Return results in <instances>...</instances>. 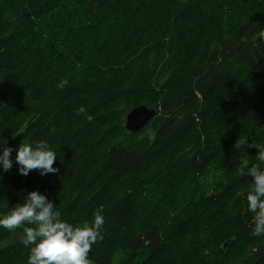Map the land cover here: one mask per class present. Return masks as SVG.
Here are the masks:
<instances>
[{
	"label": "trees",
	"instance_id": "1",
	"mask_svg": "<svg viewBox=\"0 0 264 264\" xmlns=\"http://www.w3.org/2000/svg\"><path fill=\"white\" fill-rule=\"evenodd\" d=\"M0 136L59 169L0 172V215L32 190L74 225L103 214L90 264H264L240 174L264 168V0H0ZM21 232L0 229V264H27Z\"/></svg>",
	"mask_w": 264,
	"mask_h": 264
},
{
	"label": "clouds",
	"instance_id": "2",
	"mask_svg": "<svg viewBox=\"0 0 264 264\" xmlns=\"http://www.w3.org/2000/svg\"><path fill=\"white\" fill-rule=\"evenodd\" d=\"M62 81L58 87L66 84ZM80 112H85L81 107ZM89 122L91 115L87 116ZM17 132L13 135H18ZM13 151L15 158L13 160ZM57 153L46 140L33 142L23 139L15 149L0 136V172H8L15 163L20 175L27 177L33 170L41 176L58 173ZM264 163V152L258 151ZM246 169V171H245ZM240 174L251 177L246 193L247 211L254 214L252 236H264V168L249 166L245 161ZM237 195H241L237 193ZM105 216L97 212L91 223L74 225L61 218V212L47 195L38 190L28 192L23 203L0 215V229L14 232L23 229L22 243L30 247L27 264H90L92 246L103 238Z\"/></svg>",
	"mask_w": 264,
	"mask_h": 264
},
{
	"label": "water",
	"instance_id": "3",
	"mask_svg": "<svg viewBox=\"0 0 264 264\" xmlns=\"http://www.w3.org/2000/svg\"><path fill=\"white\" fill-rule=\"evenodd\" d=\"M156 116V110L149 108L146 104L134 107L126 116L125 127L132 133H137L147 126Z\"/></svg>",
	"mask_w": 264,
	"mask_h": 264
},
{
	"label": "rangeland",
	"instance_id": "4",
	"mask_svg": "<svg viewBox=\"0 0 264 264\" xmlns=\"http://www.w3.org/2000/svg\"><path fill=\"white\" fill-rule=\"evenodd\" d=\"M155 90V87L154 85H152L151 83H147V84H143L142 85V89H140L139 91V95H144L147 97L148 94H150V92H153ZM109 91L112 92V89H110ZM160 91V89H159ZM160 96V98L162 99V96L160 95V93L158 94ZM98 108V107H97ZM98 115L100 114L99 111H97ZM126 120V119H125ZM111 127V125H110ZM109 127V132H111L110 130H114L113 128H110ZM160 141H162V136L159 138ZM261 150V149H260ZM259 150V151H260ZM257 151V150H256ZM254 160L257 158L258 159V152L252 154ZM23 238V232L19 233L17 236H16V239L18 240H22ZM229 242H225L224 246L222 247L224 250H227L228 249V245ZM126 257H127V254L124 250L122 249H119L115 256H114V259H113V262L114 264H126L127 262L125 261L126 260Z\"/></svg>",
	"mask_w": 264,
	"mask_h": 264
}]
</instances>
